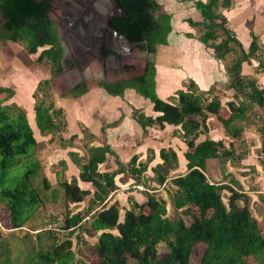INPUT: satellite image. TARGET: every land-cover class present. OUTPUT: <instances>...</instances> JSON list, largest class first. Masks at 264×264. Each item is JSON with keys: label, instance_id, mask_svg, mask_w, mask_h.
Returning a JSON list of instances; mask_svg holds the SVG:
<instances>
[{"label": "trees", "instance_id": "1", "mask_svg": "<svg viewBox=\"0 0 264 264\" xmlns=\"http://www.w3.org/2000/svg\"><path fill=\"white\" fill-rule=\"evenodd\" d=\"M116 1L126 11L127 18H113L111 23L137 49L154 55L158 45L167 44L170 16L161 12L155 0ZM194 4L202 21L188 22L191 26H201L203 31L199 39L214 48L217 59H224L228 54L234 55L228 69V87L235 93L234 101L226 104L230 112L227 119L218 116L219 99L213 97L208 101L205 94L196 92L192 82H189L187 91L176 93L175 102L160 100L154 92L153 60H146L140 75L115 83L96 84L111 96H122L125 89L131 88L148 98L154 111L160 115L156 118L146 117L133 109L132 117L143 129L153 125L163 128L164 124L181 126V137L188 148L184 154L187 172L172 178V186H168L166 191L173 211L193 207L199 215L188 225L180 217L170 219L166 216V203L162 197L145 193L146 199L141 204L130 202V208L124 212L120 222L118 205L114 203L105 208L104 202L109 193L116 189L114 177L123 172L125 167L118 162L115 172L99 173L98 165L106 160L110 150L107 146L90 147L84 164H80L77 154H69L79 166V179L91 183L95 188L88 210L82 215L69 209V203L82 202L89 195L88 191L81 190L75 180L58 182L66 214L62 225L58 226L57 221L61 218H57L53 224L59 228L54 227L55 230L50 229L47 233L50 235L52 231H63L68 232V237L56 244L52 235L54 244L45 251L38 250L25 264H80L76 261V252L72 247L77 244L76 239L85 241L87 237L96 239L93 246L96 262L92 264H127L128 260H133L135 264H191V255L198 244L204 245L201 264H251L249 258H253L257 264H264V236L260 229H264V213L259 223L250 212L247 194L226 184L209 183L205 176L208 159L229 158L231 151L220 141L206 139L195 143L199 133L207 131L205 122L208 115L217 117L227 135L238 138L242 127L235 126V123L247 122L249 107L255 104L264 109V88L259 89L254 78L241 74L242 63H249L251 59L257 60V70L264 72V50L259 48L257 38L251 36V43L245 51L226 27L227 21L220 10L228 9L231 0H198ZM51 7V0H0V43L21 42L31 55L42 48L36 60L46 61L54 77L62 71L63 50L59 45L57 29L48 16ZM216 40L219 42L213 43ZM86 91L87 82L82 81L70 88L67 94L76 98ZM39 93L41 98H38ZM207 93L211 94L212 90ZM12 95V90L0 87V206L6 212L10 228L18 229L25 225L42 199L33 186L37 161L34 154L33 158L30 154V150L36 146L32 130L20 108L2 105ZM32 97L35 100V122L40 133L53 137L61 132L65 127L64 118L62 111L54 106L49 81H40ZM239 97L241 101H238ZM258 132L259 152L264 154V120ZM74 138L72 136L68 142ZM159 155L162 164L152 171L154 182L162 186L169 171L175 169L177 163L171 150L162 149ZM22 160H26L23 165L25 173L19 180L10 178L9 170L20 166ZM135 160L133 157L127 166L129 173L137 179L146 170V165L134 168ZM42 184L45 189L51 187L45 178ZM224 190L229 192L226 203L221 196ZM85 217H89V222L83 221ZM74 230H78L79 234L76 239H71ZM39 238L37 234L36 239ZM160 243L167 247V253L162 258L157 255ZM5 263H9L8 257Z\"/></svg>", "mask_w": 264, "mask_h": 264}, {"label": "crops", "instance_id": "2", "mask_svg": "<svg viewBox=\"0 0 264 264\" xmlns=\"http://www.w3.org/2000/svg\"><path fill=\"white\" fill-rule=\"evenodd\" d=\"M155 1L161 12L170 16V32L167 35V44L158 45L155 54L150 55V59H146L154 61V92L156 96L162 101L173 100L175 102L176 93L187 91L189 82H192L196 92L205 94L204 97L208 101L213 97L219 99L218 116L227 119L230 112L226 104L234 101L235 93L233 89L228 87L230 81L228 69L234 55L231 54V59H229L230 54L226 55L224 59H217L214 55V48L199 39V35L203 31L201 26L189 24V20L195 23L202 21L200 12L194 4L198 0ZM220 11L227 21L226 27L245 51L251 43V36L257 38L256 42L259 48L264 50V0H231V6ZM217 42L219 40L213 43ZM5 46L10 49L14 56L9 58L5 53H1L0 87L12 90L13 95L4 100L2 105H15L24 112L27 124L36 140L34 158L37 161V166L35 170L42 173L41 178H45L52 188L60 181L75 180L76 185L81 190L89 192V195L82 202L69 203L70 207L78 206L76 212L88 210L95 188L91 183L79 179V166L72 161L69 154H77L80 164H84L88 158V149L101 146H107L110 153L106 154V160L98 165L99 173L115 172L118 169V162L125 167L123 172L114 177L116 189L109 193L104 202L105 208L114 203L118 205L120 222L123 220L124 212L130 208V202L135 201L141 204L146 199L145 193L156 197L161 196L162 199L166 195L171 207L166 188L172 186V178L187 172V161L184 154L188 148L181 137L183 131L180 125L164 124L163 128L153 125L143 129L133 119V109L151 118H156L160 113L154 111L153 104L148 98L141 96L131 88L125 89L122 96H111L96 83V85L87 83V91L79 97L73 98L67 93L77 82L69 83L65 76H60L57 80L59 75L52 77L49 69L45 73L42 70L39 72L35 67L31 69L26 67L15 56L17 53L13 49V44L6 41ZM144 65L137 75L142 73ZM95 67L99 71L98 65ZM257 67V60L251 59L249 63L244 62L241 65V74L254 78L258 88L262 89L264 88V72L261 69L257 70ZM122 70L121 68V72ZM118 72L120 70L108 73L109 77L107 75V78L111 83L137 76L114 79ZM43 80L49 81L54 106L62 111L64 118V129L53 137L51 134L42 135L35 122V100L32 96L39 82ZM209 90H212L211 94L207 93ZM1 98L4 99V95ZM238 100L241 101V98L239 97ZM211 120L215 123L213 127L210 124ZM205 123L207 131L199 133L195 143H200L206 139L215 142L220 141L232 153L224 170V175L228 176L226 185L248 196L264 191V175L262 177L255 176L252 181L249 180L251 175L246 177L242 175L243 171L248 170L246 166L250 165L255 166L258 173V157L254 159V151L246 156L233 157L238 154L235 151L236 144L234 142L247 141L252 138H248L247 130L241 125L237 126L242 127V135H240L243 137L242 140L240 136L232 138L227 135L214 115H208ZM72 136L75 138L72 142H68ZM253 138L256 144L258 142L260 145V136L256 132ZM162 149L174 152L177 166L169 171L166 182L162 186H158L154 182L152 170L157 165L162 164L159 155ZM133 157L136 159L134 168L139 165H146V170L137 179L129 173L127 166ZM209 160L206 161L205 171H209L210 175L213 176L215 171L213 169L208 170ZM240 171H242L241 174ZM260 177L263 180L260 182L261 188L254 190L253 185L258 183ZM232 181L238 182L242 189L237 190L232 185ZM208 182L212 183L211 181ZM93 213L94 210L91 211V214Z\"/></svg>", "mask_w": 264, "mask_h": 264}, {"label": "rangeland", "instance_id": "3", "mask_svg": "<svg viewBox=\"0 0 264 264\" xmlns=\"http://www.w3.org/2000/svg\"><path fill=\"white\" fill-rule=\"evenodd\" d=\"M56 3L52 1V6H55ZM50 18L55 19L53 12L49 13ZM11 42V41H9ZM5 43H0V56L1 53H5L9 58L14 56L13 53H11L10 49L5 46ZM13 44V49H15L16 53L15 56L21 60L22 64L25 65L28 68H34L38 70L39 72H48V69L50 70L49 65L46 63V61L37 62V56L41 52L42 48L38 49L37 52L33 55L28 54L25 50L24 44L21 42H11ZM130 56L127 57L125 67H128V69H124L121 72V68L119 69L120 72H118V75L114 79L119 78H129L131 76L137 75L141 72V69L146 61V59H150V54H147L145 51H141L137 49L134 46V51L129 54ZM232 55L230 54L229 59H231ZM66 59V57H65ZM67 60V59H66ZM94 66V65H93ZM66 71L73 68V65L68 63V66H65ZM97 70V69H96ZM69 83H75L80 78L77 76L76 72H69ZM108 75V74H107ZM60 76L57 77V80ZM89 77V76H87ZM85 78L84 81L87 83L95 84L97 80H91L90 78ZM109 77V75H108ZM112 78V76H110ZM62 78V77H61ZM52 80L54 78H51ZM109 79V78H108ZM113 79V78H112ZM99 82V81H98ZM59 84V82H58ZM61 85V84H60ZM51 89V86H50ZM51 91V90H50ZM38 98H41V94H38ZM239 101V100H238ZM246 120L245 121H239L235 123V126L241 125L244 127L248 132V138L247 141H235V151L238 152L237 155H234L233 157H242L246 156L248 153H251V151H254L255 156L257 158L258 163V173L255 170V166H246L248 168L247 171H240V174L242 172L243 176L251 175L250 179L255 178V176H261L264 175V154L259 152L260 145L256 144L255 139L253 138L255 132L260 136L258 132V128H260L261 123L264 120V109L260 108L259 106L253 104L249 107V109L246 112ZM211 126H215V123L211 120ZM242 135V134H241ZM241 137V136H240ZM243 137H241L242 139ZM243 140V139H242ZM256 144V145H255ZM258 146V147H255ZM34 148L30 150V154L33 158L34 154ZM229 158H218L215 160L210 159L208 163V170L213 169L215 171V175L211 176L209 171H205V176L208 181H211L212 183L216 184H223L228 183V176L224 175L225 165H228ZM234 159V158H233ZM26 160H22L20 166L14 167L9 170V177L20 179L23 174L26 171V168L23 166L25 165ZM31 162H34V160H31ZM234 165V164H233ZM238 172V171H237ZM211 176V177H210ZM42 173L36 172L35 176L33 177V186L36 187V190L39 194V196L42 199V203L40 206L35 209L32 216L29 218V220L25 223L24 226H22V229H11L8 224V219L6 212L3 208L0 206V264H25L26 260L30 256H34L38 250H47L50 248L54 242L52 235H54L55 243L58 244L64 239L68 237V232H61V231H52L50 235L47 232H50L47 229L48 225H52L54 220L57 218H61L58 222V226L62 225V221L64 219V216L66 214V209L64 207L63 201H62V190L61 188L56 184L53 188L50 187L49 189H45L42 184ZM260 177V180L258 183H255L253 185L254 190H260L261 184L260 182H263L262 178ZM247 179V178H246ZM236 181H232V185L236 187L237 190L242 189V186ZM254 183V182H253ZM221 196L223 201L227 202V197L229 196L228 191H222ZM247 203L249 205L250 212L252 216L261 223V215L264 213V191H262L259 194L251 195L248 197ZM78 206H71L69 209L71 212H75ZM167 217L170 219H174L177 217H180L183 219L185 224H189L192 219L195 216H198V211L196 208L193 207H186L181 209L179 212L173 211V209L167 205ZM183 212V213H181ZM83 213V211H81ZM84 215V213L82 214ZM89 217L84 218L85 222H89ZM84 222V223H85ZM55 226L54 227H58ZM25 228V229H24ZM59 228V227H58ZM261 233L264 236V229L260 227ZM56 233L57 235H55ZM115 233V232H114ZM39 234L40 238L37 240L36 235ZM79 234L78 230H74L73 233H71L70 238L76 239L77 235ZM77 244L74 245L72 248L76 252V261L80 264H92L96 262V253L94 252L93 246L96 242L95 238L87 237L83 240L76 239ZM204 249V245L198 244L194 247V253L191 255L190 261L191 264H201L200 258L202 255ZM167 253V247L164 243H160L157 246V255L159 258H162ZM6 257L9 258V263H5ZM249 262L251 264H257V262L253 258H249ZM127 264H135L133 260H128Z\"/></svg>", "mask_w": 264, "mask_h": 264}, {"label": "flooded vegetation", "instance_id": "4", "mask_svg": "<svg viewBox=\"0 0 264 264\" xmlns=\"http://www.w3.org/2000/svg\"><path fill=\"white\" fill-rule=\"evenodd\" d=\"M52 1L56 5L51 7L48 16L50 12H53L55 19H50L57 29L58 37H62L64 43L62 71L58 75L67 77L69 82L68 73L76 72L80 78L77 83L84 81L87 76L91 80H97L96 82L111 83L107 74L120 68L123 69L128 56H117L115 52L107 51H104V56H101L98 51L100 45L104 48V42L99 35L102 32L105 35L109 30L114 29L111 23L113 18L109 20L108 29L103 27L104 18L109 10L107 0ZM69 62L73 68L67 73L65 66H68ZM97 65L100 68L99 71L95 67Z\"/></svg>", "mask_w": 264, "mask_h": 264}, {"label": "water", "instance_id": "5", "mask_svg": "<svg viewBox=\"0 0 264 264\" xmlns=\"http://www.w3.org/2000/svg\"><path fill=\"white\" fill-rule=\"evenodd\" d=\"M107 2L109 4V10H108L107 15L104 18L103 27L108 29L109 20L111 18L126 19L127 13L122 7L118 5L116 0H107ZM86 31L88 33L87 28H86ZM74 35H76V33H74ZM102 35H103V32L99 36H100V39H102V41L104 42V48L102 45L98 47V51L101 56H104V51H107L111 53L115 52L117 56L127 55L129 57L130 56L129 54L134 51V44L129 42L126 38L123 37V35L120 32L116 31L115 29L109 30V32H106L105 35L101 37ZM58 38H59V45L63 50V46H64L63 38L60 36ZM62 60H64V57H62ZM163 199L166 203V206L169 205L170 202L167 200L166 195L164 196Z\"/></svg>", "mask_w": 264, "mask_h": 264}, {"label": "built area", "instance_id": "6", "mask_svg": "<svg viewBox=\"0 0 264 264\" xmlns=\"http://www.w3.org/2000/svg\"><path fill=\"white\" fill-rule=\"evenodd\" d=\"M54 225H55V224L48 225V228H47V229H53V230H55ZM18 229H22V228H18ZM24 229H25V228H24Z\"/></svg>", "mask_w": 264, "mask_h": 264}]
</instances>
